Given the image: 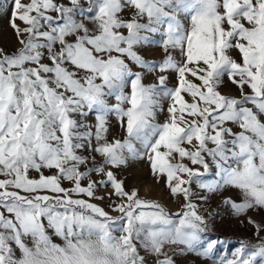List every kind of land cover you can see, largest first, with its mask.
I'll return each mask as SVG.
<instances>
[{"label": "snow or ice", "instance_id": "obj_1", "mask_svg": "<svg viewBox=\"0 0 264 264\" xmlns=\"http://www.w3.org/2000/svg\"><path fill=\"white\" fill-rule=\"evenodd\" d=\"M13 3L21 47L0 50V264H174L177 248L211 258L222 242H203L193 184L235 190L225 203L237 216L264 209V0ZM156 33L158 64L140 54ZM134 65L161 74L145 84ZM225 76L238 96L219 91ZM112 116L123 135L109 140ZM83 151L104 163L82 171ZM130 157L147 158L183 197L179 212L125 190L112 169ZM109 182L115 216L90 202ZM248 223L256 242L242 240L218 264H264V224Z\"/></svg>", "mask_w": 264, "mask_h": 264}, {"label": "rangeland", "instance_id": "obj_2", "mask_svg": "<svg viewBox=\"0 0 264 264\" xmlns=\"http://www.w3.org/2000/svg\"><path fill=\"white\" fill-rule=\"evenodd\" d=\"M21 2L26 3L28 0H21ZM13 10V0H0V50L7 54H12L21 47V44L19 43L20 37L17 36V33L11 26ZM129 14L130 10L123 13L125 18H127ZM16 23L21 28L24 27L21 21L17 20ZM160 39V33H156L152 38L153 42L140 49V54L144 59L156 62L157 64L164 59V51L159 46V44L156 43ZM133 68L135 71H141L143 73V82L145 84L155 83L157 81V77L161 74L158 71L148 72L135 65ZM164 75L169 77L167 82L168 86H174L176 82L175 73L167 72L164 73ZM219 91L224 95H239L237 86L231 83L227 76L224 77L223 83L219 87ZM111 102L114 103L115 101L112 100ZM167 106L168 102L163 101L164 111L158 114L159 122H163L166 119ZM88 123L95 124L94 115H89ZM109 123V140L121 138L123 132L114 116L109 117ZM81 154L89 157L88 164L81 166L82 171L92 167L93 163L96 165H101L104 163V158L99 154L90 153L88 151H83ZM92 155L95 156V161L91 160ZM185 163L188 162L185 161ZM106 167L111 168L110 165H107ZM112 170L114 171L117 179L123 181L125 190L130 191L135 189L138 191L140 198L148 201L158 202L171 213H176L181 210L183 197L172 196L169 188L166 186L165 177L160 176L158 178L157 175L153 174V171L150 167V162L147 158L141 159L130 157L126 164L121 165L119 168H113ZM214 171L215 170L213 169V172ZM91 179L100 181L102 179H106V177L92 173ZM205 179L214 180L215 176L209 174L205 177ZM87 182L88 181L85 180L82 183L86 185ZM63 186L71 187L68 181H64ZM191 188L195 193L193 196V202L198 206V213L204 217L207 223V230L202 234L203 242L206 244L209 240H217L221 241L222 243L217 245V249L214 251V254L211 258L204 257L199 251L185 250L181 252L178 248L174 251L170 250L169 255L172 256L174 264H218L219 259L225 255L230 256L231 252L240 246V242L242 240L253 243L256 242L257 237L255 236V227L253 224L248 223V219L251 218L257 223L264 224V209H250L246 215L237 216L233 212L231 206L225 203V200L228 197H232L233 199L236 198L235 190L230 188H222L216 192H209L207 190L200 189L195 184H193ZM113 191L114 189L111 187L110 182L107 184H97L96 196L103 197V199H94L90 202L96 203L100 207H103L105 211L109 212L113 216L118 215V213L112 211L110 207L111 204L120 202L119 198H117L115 195L109 197V193H112ZM201 197L204 198L202 199ZM82 198L88 199L87 197ZM260 235L264 236V232H261ZM54 242L58 244L62 243L58 237H54ZM141 254L144 255L143 250H141ZM146 259L147 264H155V257L147 256Z\"/></svg>", "mask_w": 264, "mask_h": 264}]
</instances>
